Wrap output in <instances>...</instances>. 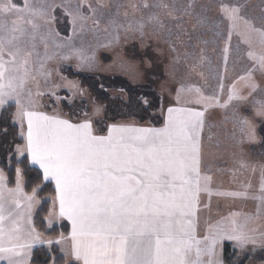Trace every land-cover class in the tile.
<instances>
[{
	"label": "snow or ice",
	"instance_id": "6c2138e0",
	"mask_svg": "<svg viewBox=\"0 0 264 264\" xmlns=\"http://www.w3.org/2000/svg\"><path fill=\"white\" fill-rule=\"evenodd\" d=\"M244 7L219 0V19L200 14L198 24L216 30L217 36L220 25L226 26L225 66L232 36L241 37L247 46L246 57L254 65L247 76L240 77L250 81L248 95L233 85L221 103L216 95H204L201 88L182 85L177 101L189 92L193 95L188 102L202 104L204 110L168 107L162 127L113 123L98 133L87 114L73 121L39 110L34 97L44 93H33L29 82L36 81L33 66L44 67L37 41H46V37L36 22L44 12L29 0L22 5L0 0V110L14 104L15 121L21 128L27 124L26 146L17 151L28 153L31 165L42 171L43 181L55 183L59 216L71 222L70 238L55 243L70 240L64 252L71 264H223L220 246L224 240L235 241L242 249L257 243L247 220L238 224L226 218L209 224L206 234H198L200 193L209 190L210 181L201 174L205 111L231 107L227 117L234 126L230 138L242 150L257 143L264 147V138L257 132V120L264 125V99L249 104L251 93L259 88L251 73L264 74V27L247 19L242 14ZM92 11L95 15L96 10ZM149 19L163 27L158 16ZM50 58L45 52L44 59ZM16 172L17 187L8 189L7 196L0 173V260L27 264L29 250L38 239L30 225L37 190L32 195L23 193L20 170Z\"/></svg>",
	"mask_w": 264,
	"mask_h": 264
},
{
	"label": "rangeland",
	"instance_id": "374dc122",
	"mask_svg": "<svg viewBox=\"0 0 264 264\" xmlns=\"http://www.w3.org/2000/svg\"><path fill=\"white\" fill-rule=\"evenodd\" d=\"M13 2L22 5L23 0ZM218 2L219 0H29L30 4L44 12L43 18L36 20L41 25V33L46 37V41H37V50L44 67L41 69L39 64H35L36 81L29 82L33 93L38 90L44 93L34 97L38 101V108H48L49 97L60 103L55 95L62 90L70 91L76 98L84 93L76 82L64 78L62 68L68 65L79 72L122 75L137 84L145 82L154 67L155 73H163L158 87L166 96L169 107L204 110L202 104L188 102L192 93H182L179 102L177 101V91L182 85L201 88L204 95H216L221 103L227 100L233 85L248 95L250 81L240 77L247 76L254 65L246 57L247 46L243 44L241 37L232 36L225 66L223 50L226 44L223 37L227 31L226 26L220 25L218 31L221 35L217 36L216 30L202 28L198 24L200 14L207 15L212 20L219 19ZM230 2L244 4L242 14L256 27H264V0ZM145 3L149 5L147 8L143 6ZM89 4L92 8L88 7ZM157 4H166L168 7H155ZM189 4L193 6L190 8ZM92 9L96 10L95 15ZM152 16H158L163 27L150 20ZM97 20L99 24L95 23ZM110 20H115L116 23H110ZM65 22L69 27L68 37L61 36L57 30V23L62 25ZM150 46L155 51L152 59L148 50ZM132 47L135 48V53L131 51ZM45 52L50 59H44ZM193 54L195 59L192 58ZM201 56L205 57L203 61L200 60ZM251 80L259 88L251 93L249 104L254 100L264 99V74L259 70L252 71ZM231 111V107L209 108L205 111L202 175L210 177V181L209 190L201 194L199 219H206L208 224L204 225V221L200 220L199 234H206L209 224L225 221L226 218L235 219L238 224L247 220V228L256 237L257 243L242 249L235 241L224 240L220 246V258L223 264H227L224 247L228 244L237 258L242 257V262L247 261L244 264H264V158L258 156L255 149L260 143L246 145L242 150L230 138L229 133L234 126L227 117ZM101 114L102 108L93 104L91 120ZM259 124L257 120V132ZM0 173L3 174L4 194L7 196L8 179L1 169ZM22 186L21 178V189ZM232 193L239 195L234 196ZM39 205V201L35 199L31 212H35ZM52 220L53 218L47 220L49 228L53 227ZM260 255L259 260L249 262L250 257Z\"/></svg>",
	"mask_w": 264,
	"mask_h": 264
},
{
	"label": "trees",
	"instance_id": "16d2710c",
	"mask_svg": "<svg viewBox=\"0 0 264 264\" xmlns=\"http://www.w3.org/2000/svg\"><path fill=\"white\" fill-rule=\"evenodd\" d=\"M57 30L63 37H68L69 27L57 23ZM151 59L155 55L153 46H150ZM131 51L135 53V48ZM108 56V55H105ZM154 68V67H153ZM153 68L143 83H134L127 77L117 74H102L93 72H79L72 66L62 68L64 78L76 82L84 91L76 98L70 91L62 90L56 94L60 103L50 99L49 112L59 111L63 116L73 121L82 120L87 114L92 115L93 104L102 108V114L92 119L93 126L98 133H104L106 128L113 123L134 122L140 127H162L167 108L169 107L166 96L159 89V82L163 73H155ZM179 107V106H170ZM17 109L14 104L8 105L0 111V169L6 174L8 187L15 188L17 172L19 169L23 178V191L32 195L37 190L36 199L40 206L33 218V225L37 232L46 239L55 240L61 235L69 233V225L63 223L49 228L46 220L51 212L52 199L56 196L53 184L42 180V173L30 165L27 157L19 158L17 148L24 144L20 136V128L15 123ZM259 135L264 138V125L259 124ZM258 156L264 158V147L259 144L256 148ZM224 256L227 264H244L242 257L237 258L232 253L230 245H225ZM256 257V258H255ZM260 256L250 257L259 260ZM263 258V257H262ZM263 261V259H262ZM31 264H67L57 247L51 249L40 247L33 251Z\"/></svg>",
	"mask_w": 264,
	"mask_h": 264
},
{
	"label": "crops",
	"instance_id": "0c3cea01",
	"mask_svg": "<svg viewBox=\"0 0 264 264\" xmlns=\"http://www.w3.org/2000/svg\"><path fill=\"white\" fill-rule=\"evenodd\" d=\"M39 110H41V111H43V112H45V113H47V114H49V115H52V114H58V115H60L61 117H63V118H66L65 116H63L59 111H56V112H49L48 110H46V109H39ZM16 122V121H15ZM124 123V122H123ZM125 123H129V124H135L136 126H139V125H137L136 123H134V122H125ZM16 124L19 126V128H20V136H21V138L23 139V141H24V144L21 146V147H19V149H24L25 148V146H26V143H27V141H26V131H27V124H26V121H25V123H24V125H23V128H21V126H20V124L19 123H17L16 122ZM24 132V135H21V132ZM18 149V148H17ZM20 152H18L17 151V154H18V156H19V158H23V157H27L28 158V160H29V163H30V158L28 157V153L25 151V154H19ZM30 165H31V163H30ZM31 166H33L34 168H36V169H38L41 173H42V171L38 168V166H34V165H31ZM202 168H203V166H202V162H201V174H202V172L204 171V170H202ZM21 178H22V175H21ZM22 180H23V178H22ZM49 183H51V184H53V187L55 188V183L54 182H51V181H48ZM8 184V183H7ZM23 185H24V183H23ZM7 187H8V185H7ZM16 187H17V185L15 186V188H13V189H11V190H14V189H16ZM9 188V187H8ZM10 189V188H9ZM22 190H23V186H22ZM56 191V190H55ZM24 192V191H23ZM204 192H201L200 193V202H201V194H203ZM36 199V198H35ZM37 200V199H36ZM40 206V205H39ZM39 209V207L38 208H36V210H35V212H31V216H30V225H31V227L34 229V232H35V234H38V239L36 240V242L33 244V246H32V248L29 250V254H28V257H27V264H31V257H32V253H33V251L35 250V249H37V248H40V247H45V248H48V249H51L52 247H57L58 249H59V251H60V253H61V255L65 258V260H66V263L67 264H71V258L70 257H65V252H64V249L68 246V244L70 243V240H63L62 241V243L61 244H57V243H55L57 240H62V237L63 238H70V235H71V222L70 221H68L66 218H61L60 216H59V200H58V197H57V192H56V196H55V198H53L52 199V204H51V212H50V214H49V216H48V218H47V220L48 219H52L53 218V227H55V226H59V225H61V224H63V223H67L68 225H69V233L67 234V235H61L59 238H57V239H55V240H50V239H46V238H44L43 236H41L38 232H37V230L35 229V227H34V225H33V218H34V215H35V213L37 212V210ZM199 209H200V203H199ZM197 215H198V217H199V211H198V213H197ZM47 220H46V223H47ZM200 220L201 219H199V225H200ZM204 221V225H207L208 224V222L206 221V219H202L201 220V222H203ZM48 226V225H47ZM52 227V228H53ZM199 234V233H198ZM200 235V234H199ZM202 236V235H201ZM49 242H51V243H49ZM0 264H6V261H4V260H0Z\"/></svg>",
	"mask_w": 264,
	"mask_h": 264
}]
</instances>
